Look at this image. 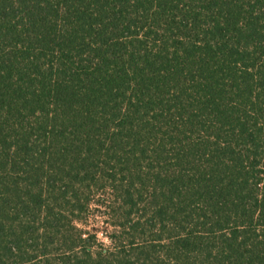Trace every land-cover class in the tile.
<instances>
[{"label": "trees", "instance_id": "1", "mask_svg": "<svg viewBox=\"0 0 264 264\" xmlns=\"http://www.w3.org/2000/svg\"><path fill=\"white\" fill-rule=\"evenodd\" d=\"M0 264H264V0H0Z\"/></svg>", "mask_w": 264, "mask_h": 264}, {"label": "rangeland", "instance_id": "2", "mask_svg": "<svg viewBox=\"0 0 264 264\" xmlns=\"http://www.w3.org/2000/svg\"><path fill=\"white\" fill-rule=\"evenodd\" d=\"M102 210H96L93 211V218L90 220V229L95 230L99 233V238L101 240H105V237L103 236V232L108 231L107 230V224L104 222V218H102ZM96 217V218H95ZM106 241V240H105Z\"/></svg>", "mask_w": 264, "mask_h": 264}]
</instances>
